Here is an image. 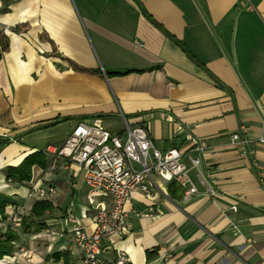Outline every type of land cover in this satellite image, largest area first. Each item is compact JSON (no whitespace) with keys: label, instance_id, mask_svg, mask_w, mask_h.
I'll use <instances>...</instances> for the list:
<instances>
[{"label":"crops","instance_id":"1","mask_svg":"<svg viewBox=\"0 0 264 264\" xmlns=\"http://www.w3.org/2000/svg\"><path fill=\"white\" fill-rule=\"evenodd\" d=\"M0 30L9 46L0 137L10 141L0 151V201L8 216H25L40 189L54 206L45 228L20 233L13 257L0 262L64 264L53 258L62 252L65 264H81L67 214L92 232L84 172L47 149L100 119L112 133L140 125L158 150L201 160L190 172L198 195L186 200L157 177L148 196L132 195L127 229L104 244L105 259L264 264V0H0ZM188 135L209 156L189 149ZM36 151L47 153L46 170L8 181L7 169Z\"/></svg>","mask_w":264,"mask_h":264},{"label":"built area","instance_id":"2","mask_svg":"<svg viewBox=\"0 0 264 264\" xmlns=\"http://www.w3.org/2000/svg\"><path fill=\"white\" fill-rule=\"evenodd\" d=\"M122 130L112 133L105 129L100 119L79 122L62 146L47 149L57 159L76 165L84 172L87 211L93 212L92 232L87 233L82 220L72 212L67 214L81 264H126L121 253L116 261L105 259L104 244L126 231V205L135 193L150 194L153 177L164 183H177L186 200L199 194L190 174L192 170H198L199 157L188 156L186 164L182 150H158L144 127L125 122ZM186 140L189 149L196 151L200 157L209 156L210 150L205 141L190 135ZM231 140L233 143L245 142L240 133L233 134ZM260 143L264 144V138L260 139ZM35 193L39 199L47 196L44 190L38 189ZM205 195L213 196L214 192L208 188ZM235 209V206L231 207L233 212Z\"/></svg>","mask_w":264,"mask_h":264},{"label":"trees","instance_id":"3","mask_svg":"<svg viewBox=\"0 0 264 264\" xmlns=\"http://www.w3.org/2000/svg\"><path fill=\"white\" fill-rule=\"evenodd\" d=\"M4 32L0 30V61L2 58L3 52L8 49V38L4 36ZM171 40L175 44L179 45L173 37ZM10 143L9 140H3L0 137V151ZM47 153L46 152H37L27 156L23 162L17 167H9L7 169V180L17 184L29 183L32 180V169L33 167H38L42 170L47 168ZM175 190H179L177 184L173 182L171 187ZM9 204L5 201H0V224L5 223L8 220V215L6 213V208ZM54 206L49 200H37L32 205L29 213L25 216H21L19 222L20 232L14 229L12 226L7 225L3 230L0 229V260H3L5 257H12L15 251V244L18 241L21 234H31L39 233L40 230L45 228V225L42 223L44 216L53 211ZM53 258L56 262H59L61 259L68 263V254L58 252L53 255Z\"/></svg>","mask_w":264,"mask_h":264},{"label":"rangeland","instance_id":"4","mask_svg":"<svg viewBox=\"0 0 264 264\" xmlns=\"http://www.w3.org/2000/svg\"><path fill=\"white\" fill-rule=\"evenodd\" d=\"M116 125L121 127V124H119V123H116ZM20 218H21V215H19L16 211H14V210L11 211L10 215L8 216V220L5 223L0 224V229L3 230L7 225H10L14 229L20 230V228H19ZM39 246L41 247L42 245H39Z\"/></svg>","mask_w":264,"mask_h":264},{"label":"bare ground","instance_id":"5","mask_svg":"<svg viewBox=\"0 0 264 264\" xmlns=\"http://www.w3.org/2000/svg\"><path fill=\"white\" fill-rule=\"evenodd\" d=\"M0 264H7V262L6 261H3V262H0Z\"/></svg>","mask_w":264,"mask_h":264}]
</instances>
